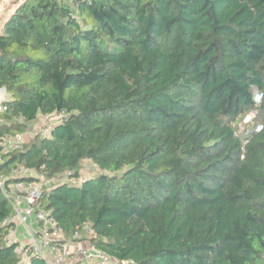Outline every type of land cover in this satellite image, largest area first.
<instances>
[{
	"label": "trees",
	"instance_id": "16d2710c",
	"mask_svg": "<svg viewBox=\"0 0 264 264\" xmlns=\"http://www.w3.org/2000/svg\"><path fill=\"white\" fill-rule=\"evenodd\" d=\"M11 3L0 135L68 114L0 162V264H21L3 220L30 181H49L39 206L64 236L87 224L112 264H264V0Z\"/></svg>",
	"mask_w": 264,
	"mask_h": 264
},
{
	"label": "built area",
	"instance_id": "2783aa9c",
	"mask_svg": "<svg viewBox=\"0 0 264 264\" xmlns=\"http://www.w3.org/2000/svg\"><path fill=\"white\" fill-rule=\"evenodd\" d=\"M75 0H65L67 3H73ZM1 30V29H0ZM6 96L0 95V112L7 110L4 103ZM262 99V93L257 89L253 90L254 104H259ZM64 110L54 111L40 117L32 131L19 132L12 135H0V162L3 158L27 143L35 136L49 137L51 129L59 124L67 116ZM256 114L253 109L247 114L242 123L239 124L242 130L243 123H248ZM262 129L261 124H256L255 132ZM247 142V139L245 140ZM25 171L24 168L14 170V173ZM73 184L84 182L85 178L63 179ZM3 179L0 175V186H3ZM45 184L37 181L16 182L10 185L8 196L12 197L13 213L3 220V223L11 222L12 226L4 235L3 240L7 244L16 243L14 251L21 256L20 263H28L32 256L45 259L49 264H112L113 259L103 251L96 248L93 244L81 239L82 231L90 232L87 224L77 228L71 238L64 236L63 229L58 225L55 217L39 206L40 199L44 192ZM20 199H23L25 205H20ZM29 221L35 222L37 228L28 227ZM25 224L27 231V241L22 244L18 242L17 225Z\"/></svg>",
	"mask_w": 264,
	"mask_h": 264
},
{
	"label": "rangeland",
	"instance_id": "374dc122",
	"mask_svg": "<svg viewBox=\"0 0 264 264\" xmlns=\"http://www.w3.org/2000/svg\"><path fill=\"white\" fill-rule=\"evenodd\" d=\"M18 4H12L11 0H0V29L2 28L3 24L5 23V18L7 15H12L15 11V9L18 7ZM0 95L6 96L4 90H0ZM40 118L36 121V124L39 122ZM35 124V126H36ZM95 172V168L90 163H87V166L84 168V170L81 173L82 177H88L89 175L93 174ZM47 184L49 183L46 182ZM43 183V184H46Z\"/></svg>",
	"mask_w": 264,
	"mask_h": 264
},
{
	"label": "crops",
	"instance_id": "0c3cea01",
	"mask_svg": "<svg viewBox=\"0 0 264 264\" xmlns=\"http://www.w3.org/2000/svg\"><path fill=\"white\" fill-rule=\"evenodd\" d=\"M10 16V14L9 15H7V17L5 18V20L8 18ZM20 205L21 206H23V205H25V202H24V200L23 199H20ZM27 226L28 227H32V228H34V229H36L37 228V224L35 223V222H32V221H29L28 222V224H27ZM27 231H26V226H25V224H18L17 225V236H18V242H20V243H22V244H24V243H26V241H27ZM24 264H28V263H24Z\"/></svg>",
	"mask_w": 264,
	"mask_h": 264
}]
</instances>
